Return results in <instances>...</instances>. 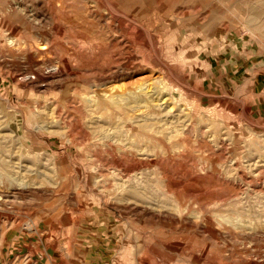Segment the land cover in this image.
I'll use <instances>...</instances> for the list:
<instances>
[{
  "label": "rangeland",
  "instance_id": "1",
  "mask_svg": "<svg viewBox=\"0 0 264 264\" xmlns=\"http://www.w3.org/2000/svg\"><path fill=\"white\" fill-rule=\"evenodd\" d=\"M264 0H0V264H264Z\"/></svg>",
  "mask_w": 264,
  "mask_h": 264
},
{
  "label": "crops",
  "instance_id": "2",
  "mask_svg": "<svg viewBox=\"0 0 264 264\" xmlns=\"http://www.w3.org/2000/svg\"><path fill=\"white\" fill-rule=\"evenodd\" d=\"M257 104V111L260 114V112L262 111V114L264 116V83H262V87H261V92H260V97L258 99V101L255 102Z\"/></svg>",
  "mask_w": 264,
  "mask_h": 264
}]
</instances>
